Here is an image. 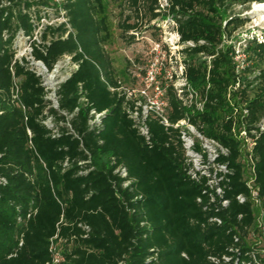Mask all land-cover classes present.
Here are the masks:
<instances>
[{
  "label": "trees",
  "instance_id": "trees-1",
  "mask_svg": "<svg viewBox=\"0 0 264 264\" xmlns=\"http://www.w3.org/2000/svg\"><path fill=\"white\" fill-rule=\"evenodd\" d=\"M111 2L127 44L158 20L173 22L183 45V75L202 109L184 105L169 83L167 117L172 124L188 119L228 149L215 159L227 168L220 185L228 202L222 205L216 195L211 201L206 179L186 174L179 128L150 117L147 139L134 126L107 49L104 0H0V264H45L51 239L62 254L60 264H264L257 247L254 261L249 242L253 228L264 241V221L255 223L258 209L244 182L245 150L233 132L244 128L255 139V181L264 210V41L243 42L242 69L228 43L247 21L234 7L264 0ZM47 6L63 11L65 21L42 25L39 39L32 40L33 57L48 69L63 55L78 65L56 89L57 108L24 59L11 70L17 31L33 38L42 19L39 7ZM91 110L103 113L99 126L90 125Z\"/></svg>",
  "mask_w": 264,
  "mask_h": 264
},
{
  "label": "built area",
  "instance_id": "built-area-1",
  "mask_svg": "<svg viewBox=\"0 0 264 264\" xmlns=\"http://www.w3.org/2000/svg\"><path fill=\"white\" fill-rule=\"evenodd\" d=\"M6 4V3H5ZM44 19V18H42ZM41 19V20H42ZM65 21V20H64ZM51 24V23H50ZM41 25H39L34 30V39L35 34L40 32ZM260 41H264V36L258 37ZM24 41V47L21 50L20 41ZM29 40V43H25ZM191 44V42H188ZM12 47L15 50L14 60L12 62L11 70H13V63L17 60L22 63V60H25V64L30 70L36 73L41 78V83L46 91V98L50 101L51 106L57 108V96L56 89L59 84L64 81L67 77L70 76L71 72L75 70L78 65L72 61L70 55H63L53 66L52 69H48L46 65L41 61L37 60L32 55V38L30 35L25 34L24 30L19 29L14 37ZM62 59L64 60L65 66H72L73 69L63 78L52 83V77L58 72L59 63ZM239 66H237L238 68ZM49 75V79L46 76ZM183 75V70H182ZM174 86L175 93L177 97L182 100L184 105L190 106L194 104L198 109H202V102L198 100V93L187 83L184 75L183 82L179 85L171 82ZM167 86V85H166ZM158 83L156 77L147 72L145 75V87L138 89L137 92L124 88V93L126 98L129 100L125 102V108L128 112L130 118L133 120L134 126L139 133L144 135L147 139L150 136L149 128L147 121L150 117L156 118L164 126H172L174 128H179V137L182 142V146L185 154V171L186 174L195 181H201L204 177L205 180V189L211 190V201L214 199V195L220 198L222 205H226L228 200L223 198V188L220 185V181L224 178L225 173H227V168L225 164H219L215 162V159L219 154H228V149L222 146L216 139L210 138L202 134L188 119H182L178 122L172 124L169 122L167 117V98L165 95V87ZM151 88V94L149 89ZM13 97L18 98V85L16 81L13 86ZM24 109V106L22 105ZM246 113V109L244 110ZM103 113H97L95 110H91L92 118L89 120L91 126H99L100 117ZM50 121L48 118L47 122ZM261 128H264V120L261 121ZM55 132V131H54ZM235 136L242 141L244 147L243 160L246 162V175L244 176V182L249 191V199L252 202L253 207L258 209V215L256 216L255 212V223L258 225L262 224L264 221V210H262V202L260 195L258 193V187L256 186V173L254 167V159L252 157V148L255 144V139L249 137L244 128L239 132H236L233 129ZM254 132V131H252ZM117 171L120 172L122 176H126V169L122 166H119ZM127 184V183H125ZM240 202L245 201V196L239 194L237 196ZM198 200H200L198 198ZM211 220L220 222L218 218H212ZM256 235L254 228L250 230L249 237ZM254 250L252 251L253 259L256 261V243L252 245ZM49 249L51 251V260L45 264H60L62 260V254L56 247L55 243L51 239ZM214 262L218 263L216 258H211ZM223 259L227 261L229 258L223 256Z\"/></svg>",
  "mask_w": 264,
  "mask_h": 264
},
{
  "label": "rangeland",
  "instance_id": "rangeland-1",
  "mask_svg": "<svg viewBox=\"0 0 264 264\" xmlns=\"http://www.w3.org/2000/svg\"><path fill=\"white\" fill-rule=\"evenodd\" d=\"M107 4L109 15V25L111 37L107 44V49L111 53L117 75L122 81L123 87L134 90L145 87V75L150 72L156 77L159 84L166 86L172 81L179 85L183 82V64L179 55V50L183 47L179 43V36L174 29L173 22L169 19L158 20L154 23L156 27H148L136 34V40L127 44L119 37V30L116 27L117 10L111 0H104ZM165 3V0H162ZM42 20L41 28L44 24H56L65 20L64 12H56L53 6L39 7ZM234 12H240L246 16L247 21L244 26L237 29L232 39L228 42L233 45V58L238 69L246 66V56L242 53L241 45L247 39L264 36V7H258L255 3L249 8L235 6ZM34 37L32 38V40ZM35 39H39L38 31ZM25 43H29L27 40ZM21 50L24 41H20ZM62 59L59 63L58 72L52 77V83L65 77L72 69V66H65ZM128 62L131 65L127 67ZM144 71V73H143ZM49 79V75L46 76ZM151 88L149 93L151 94ZM258 215V213H257ZM249 242L255 245L260 253H264V241L256 234L249 238Z\"/></svg>",
  "mask_w": 264,
  "mask_h": 264
},
{
  "label": "bare ground",
  "instance_id": "bare-ground-1",
  "mask_svg": "<svg viewBox=\"0 0 264 264\" xmlns=\"http://www.w3.org/2000/svg\"><path fill=\"white\" fill-rule=\"evenodd\" d=\"M258 7H264V3H255Z\"/></svg>",
  "mask_w": 264,
  "mask_h": 264
}]
</instances>
